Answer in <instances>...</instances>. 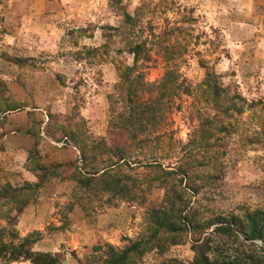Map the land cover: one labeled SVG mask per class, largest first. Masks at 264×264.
Instances as JSON below:
<instances>
[{"label": "rangeland", "instance_id": "rangeland-1", "mask_svg": "<svg viewBox=\"0 0 264 264\" xmlns=\"http://www.w3.org/2000/svg\"><path fill=\"white\" fill-rule=\"evenodd\" d=\"M133 65L150 82L171 69L193 92L214 73L220 87L245 99L241 130L262 131L264 109L248 105L264 97V0H0V134L30 121L25 168L37 178L11 183L13 175L0 173V264H34L33 255L45 253L59 264H191L193 229L183 227L162 250L149 241L151 209L172 192V176L161 183L160 167L124 166L123 174L141 182L130 202L105 192V177H82L98 165L91 157L108 151L100 138L107 146L126 142L109 126V105L119 72ZM171 99L166 144L177 147L188 139L199 101L196 93ZM241 133L223 141L218 171L202 170L221 177L201 183L192 176L187 190H179L186 181L178 187L188 219L264 206V144L248 145ZM67 147L74 161L45 162ZM176 160L161 162L171 169ZM219 239L233 236L224 231ZM237 243V253L256 257Z\"/></svg>", "mask_w": 264, "mask_h": 264}, {"label": "trees", "instance_id": "trees-1", "mask_svg": "<svg viewBox=\"0 0 264 264\" xmlns=\"http://www.w3.org/2000/svg\"><path fill=\"white\" fill-rule=\"evenodd\" d=\"M132 52L138 56L140 45H135ZM115 88L117 96L110 100L109 105V126L122 131L121 133L126 136V142L124 141L123 146L116 143L107 146L105 139L100 138V146L107 148L108 151L106 153L101 151V157L92 156L91 160L98 161V165L92 167L90 171H85L82 177L91 182L97 177H105L107 182H103L104 191L116 192L119 198H125L130 202L134 201L131 195L133 189L139 187L141 182L123 174L121 172L123 167L134 168V165L160 167L161 174L156 179L162 183L172 176L173 182L170 195L166 196L157 209L154 207L151 209L155 229L149 241L155 240L157 243L154 246L157 249L162 250L167 245L176 244V234L182 231L183 227H189L195 234L192 244L194 257L191 264H264V248L256 247L252 242L258 239L264 244V206L246 207L240 209L239 214L231 211L228 217L222 212L214 211L207 216L197 215L194 219H188L184 213L187 203L178 191V187L180 188L184 181L185 186L179 190L185 191L189 188L187 181L192 176L195 182L197 179L201 183L207 182L206 179L221 177V173L212 174L210 171L203 173L202 170L210 165L214 171L221 168L218 158L227 152L223 142L226 138L242 132L248 145L264 144V126L262 131L255 130L251 133L241 130V115L244 108L241 102L245 103V99L238 93L230 94L225 88L220 87L217 75L211 72L207 74L199 90L193 92L186 85L182 75L174 73L171 69H166L159 80L150 82L145 80L144 73L137 71L134 65L119 72V81ZM193 93H196L199 107L192 114L191 121L194 119L195 124L193 123L187 141L178 144L177 147L166 144V139L172 137L168 127L173 104L172 96L177 98ZM256 105L264 109V97L252 101L248 107ZM116 106H119V112L115 111ZM136 150H144V157L135 159L132 152ZM171 158H177L178 165L167 169L161 161ZM81 160L83 164H88L84 154L81 155ZM92 161L89 164L95 163ZM196 189L197 187L194 188L195 191ZM224 231L232 234L233 239L220 240L219 236ZM237 242L249 248L256 257L237 253L233 248V245H239ZM138 244H134L133 248ZM33 263L59 264L47 253L33 255ZM166 263L177 264L172 259Z\"/></svg>", "mask_w": 264, "mask_h": 264}, {"label": "crops", "instance_id": "crops-1", "mask_svg": "<svg viewBox=\"0 0 264 264\" xmlns=\"http://www.w3.org/2000/svg\"><path fill=\"white\" fill-rule=\"evenodd\" d=\"M26 114V111H20L19 114ZM9 114H3L2 119L9 120ZM30 121L23 124L20 122L17 127H8L1 135L0 142L3 147L0 148V173L13 175L10 182L15 180L36 182L37 178L27 168L25 162L28 158V150L32 146V133L29 131ZM5 125V124H4ZM1 128V126H0ZM2 130V129H1ZM12 144V147L9 146ZM63 156L50 155L45 159L49 164H61L63 162H72L75 160L77 153L73 147L62 148Z\"/></svg>", "mask_w": 264, "mask_h": 264}]
</instances>
